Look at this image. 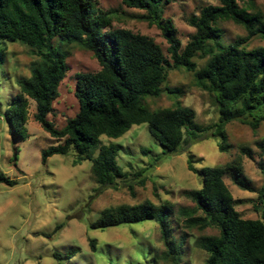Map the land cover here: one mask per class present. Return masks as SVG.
I'll list each match as a JSON object with an SVG mask.
<instances>
[{
	"label": "trees",
	"instance_id": "obj_1",
	"mask_svg": "<svg viewBox=\"0 0 264 264\" xmlns=\"http://www.w3.org/2000/svg\"><path fill=\"white\" fill-rule=\"evenodd\" d=\"M169 1L122 0L128 7L144 10L139 17L162 30L169 43L167 58L149 36L112 28L111 13L101 10L97 0H0V39L24 44L38 56L31 63V75L17 79L19 92L6 109L5 119L13 133L26 139L30 100L36 103L35 120L52 137L63 140L42 151L43 163L54 154L73 151L75 164L84 159L92 162L93 175L101 188L119 189V180L127 174L118 161L121 146L103 143L101 137L117 139L133 125L143 123L164 154H183L204 132L196 125L195 110L181 102L155 111L144 105L145 98L161 96L171 68L194 72L200 88L214 95L220 119L214 125L213 136L221 138L217 144L221 152L229 148L225 143L226 124L240 120L257 129L264 121V47L248 48L243 44L254 36L264 37V14L250 11L252 0H218L219 5L205 6L199 16L191 18L196 31L182 48L173 22L162 15L163 5ZM245 1L249 6L240 5ZM220 20L243 26L247 37L225 43L218 26ZM56 38L92 52L101 67L97 72L77 74L75 96L79 111L62 128L48 120L68 71L66 54L53 42ZM200 55L209 58L198 68L195 58ZM167 91L172 93L173 89ZM257 146L261 152L258 160L250 148L242 147L241 153L257 160L264 173V139ZM187 162L188 169L201 179V187L186 192L195 205L181 208L175 220H182L186 229L213 227L219 231L218 235L194 238L196 246L209 255L206 264H264V184L257 190L255 203L261 218L246 219L236 209V199L224 180L229 175L241 189L256 191L240 159L198 168L194 155L189 154ZM0 183L14 186L18 180L0 172ZM174 214L172 204L167 202L121 204L105 208L90 228L105 230L153 220L159 225L165 246L161 257L182 264L189 235L176 240ZM90 247L97 250L96 239L90 240ZM76 252L71 249L54 255L58 259L71 258Z\"/></svg>",
	"mask_w": 264,
	"mask_h": 264
},
{
	"label": "rangeland",
	"instance_id": "obj_2",
	"mask_svg": "<svg viewBox=\"0 0 264 264\" xmlns=\"http://www.w3.org/2000/svg\"><path fill=\"white\" fill-rule=\"evenodd\" d=\"M97 2L101 10L111 13L112 28L130 29L149 36L170 58L169 43L162 30L139 17L144 10L128 7L122 0ZM252 3L250 11L260 10L264 14V0H252ZM208 5H219V2L170 0L163 5V18L173 22L182 48L196 31L190 23L191 18L199 16L201 9ZM240 5L249 6L247 1ZM218 26L227 44L247 37L246 29L232 20H220ZM53 42L66 54L68 71L48 120L62 128L79 111L75 96L77 74L97 72L101 67L93 53L80 45L67 44L59 38ZM243 44L248 48L264 47V37L254 36ZM208 58L206 55L196 57L197 67L204 66ZM37 59L32 48L0 39V172L18 180L14 186L0 183V264H173L161 257L165 246L159 225L153 220L105 230L90 228V223L99 218L105 208L146 201L157 205L172 204L174 237L178 241L183 235H189L181 263L206 264L209 255L196 246L194 238L218 235L219 231L213 227L186 229L182 220L176 221L181 208L195 205L186 192L201 187V179L188 169L189 154L194 155V164L198 168L222 166L240 159L248 182L256 191L241 189L229 175L225 176V183L243 218H261L255 203L257 190L264 184V173L257 165L261 153L257 142L264 139V121L257 129L240 120L226 124L225 143L229 148L221 152L217 144L222 140L213 136L214 125L220 119L215 97L200 88L194 72L184 68L169 69L161 96L144 100V105L152 111L173 107L177 102L195 110L196 125L204 132L183 154H164L163 147L143 123L133 125L120 138L101 137L103 143L121 146L118 161L127 174L119 180V189L101 188L93 175L92 162L84 159L75 164L73 151L67 155L54 154L43 163L42 151L63 140L52 137L35 120L36 103L30 100L29 137L26 139L13 133L5 119L6 109L19 92L17 79L30 76L31 63ZM167 89H173V92ZM242 147L250 148L257 160L243 155ZM91 239H96V251L91 250ZM71 249L77 251L71 258L58 259L54 255L56 252L66 254Z\"/></svg>",
	"mask_w": 264,
	"mask_h": 264
}]
</instances>
